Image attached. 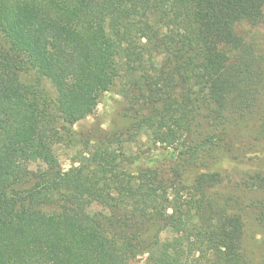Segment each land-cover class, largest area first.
<instances>
[{"label": "trees", "instance_id": "1", "mask_svg": "<svg viewBox=\"0 0 264 264\" xmlns=\"http://www.w3.org/2000/svg\"><path fill=\"white\" fill-rule=\"evenodd\" d=\"M263 19L264 0H0V264H264V172L217 159L264 141ZM112 88L108 128L75 131Z\"/></svg>", "mask_w": 264, "mask_h": 264}, {"label": "rangeland", "instance_id": "2", "mask_svg": "<svg viewBox=\"0 0 264 264\" xmlns=\"http://www.w3.org/2000/svg\"><path fill=\"white\" fill-rule=\"evenodd\" d=\"M250 36L248 38L249 41L254 42L259 49H264V19L262 22L254 27L250 31ZM22 80L26 83L30 81L29 75L22 76ZM44 88L46 91L51 93L50 86L47 83H44ZM121 98L118 94V90L115 88L110 89L107 92L100 94L97 107L92 115L84 118L80 122L74 125V130L79 131L80 129H86L91 124L94 125L101 124V128L106 130L111 122L112 116L115 112V109L120 103ZM257 149L254 148L253 153L247 155V158H251L248 161V164H245L246 158L243 155H240L238 158H234L233 156L226 154V153H218L217 159L219 161V165L222 169L231 170L234 168L236 170L235 179L240 180V178L245 176V170L248 168L252 171H262L264 172V141L257 145ZM57 156L59 159V163L61 168L66 171L70 168V158L72 156L71 151L61 147L57 150ZM245 160V161H244ZM42 169L40 165H33L32 168L34 169ZM255 175V173H253ZM254 195V194H253ZM91 215L95 216L99 213V209L95 208L89 211ZM249 236L253 237L257 242H254L250 245L251 249H253L257 253V258L260 257V245L259 242L262 239V230L260 229L259 225H257L254 220H249Z\"/></svg>", "mask_w": 264, "mask_h": 264}]
</instances>
